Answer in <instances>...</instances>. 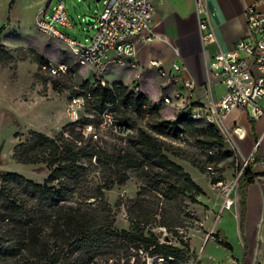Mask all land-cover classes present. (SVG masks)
Instances as JSON below:
<instances>
[{"label": "trees", "instance_id": "obj_1", "mask_svg": "<svg viewBox=\"0 0 264 264\" xmlns=\"http://www.w3.org/2000/svg\"><path fill=\"white\" fill-rule=\"evenodd\" d=\"M3 31L2 27L0 64L9 67L16 59L2 42ZM113 85L114 90L107 89L95 79L94 84L86 83L79 94L86 98L85 92L91 94L85 111L94 118L71 122L55 138L33 131L28 141L15 147L16 163L43 164L50 174L39 183L19 173L0 171V264H137V260L131 263L136 252L176 262L191 251L183 231L198 221L189 206L201 204L199 198L205 191L183 166L170 159L158 139L139 129L133 139L127 140L128 146L136 150L111 153L92 139L83 143L75 129L82 131L86 125L97 123L104 105L119 101L120 123H133L135 127V119L155 116L153 128L158 134L173 131L174 139L193 137L209 150L221 143L228 144L213 125L163 120L161 107L152 104L145 94L126 96L125 83L115 81ZM69 128L72 129L68 131ZM96 169L117 171L119 183L128 180L130 171L142 181L136 197L125 206L128 229L116 227L115 213L105 196V189L114 183L113 179L106 187L91 185L90 176ZM258 177V173L247 168L238 179L243 189L240 223L243 237L247 188L258 182ZM158 228L172 237L161 239L156 233ZM221 244L233 248L227 239Z\"/></svg>", "mask_w": 264, "mask_h": 264}, {"label": "rangeland", "instance_id": "obj_2", "mask_svg": "<svg viewBox=\"0 0 264 264\" xmlns=\"http://www.w3.org/2000/svg\"><path fill=\"white\" fill-rule=\"evenodd\" d=\"M65 1L73 27L58 25L59 29L78 44L90 45L95 29L93 24L88 23L87 17H99L105 9V1ZM36 2L37 0H21L13 10V1L0 2V28L4 26L2 40L12 50L16 59L9 67L0 64V171L19 173L33 181L43 183L50 170L43 164L16 163L13 159L15 147L28 141L33 131L52 138L57 137L65 126L74 122L67 111V106L74 97L83 93L86 83L91 85L95 79L102 78L108 83L113 82L108 78L128 79L130 71L124 65L115 67L111 60L106 62L103 75L79 66L74 51L68 44L36 29L35 20L39 12L36 9ZM58 2L59 0H49L47 13L50 16ZM59 62L68 63L71 72L53 77L42 68L46 63L56 65ZM158 83V80H154L149 89L151 92L149 101L152 104L161 96ZM85 110L84 107L78 110L80 118L90 115ZM161 114L163 120H170L169 117L173 116L166 112ZM156 121L155 116L135 119L133 134L127 140L133 139L139 129L151 133L158 139L170 159L183 166L202 187L205 195L199 198L201 204L189 206L190 213L198 220L191 221L194 225L191 224L190 228L183 231L185 241L190 243V252H186L176 262L164 261L147 252H136V257L131 263L137 260V264H264V216L261 217L257 228L256 213L249 218L250 223L245 221V235L246 228H253V232L256 229L252 236L255 237L254 242L247 237L249 240L247 243L240 229L242 209L240 212L237 211L238 205L235 202L236 197H241L243 192L242 187L236 182L241 165L239 157L224 143L209 150L193 137L178 140L171 136L173 131H167L169 134H158L153 128ZM70 129L72 128L68 131ZM75 130L76 136L82 139L83 143L89 142L90 136L85 135L79 128ZM81 133L84 139L81 138ZM66 137L71 140L70 136ZM127 140L102 132L97 143L111 153L115 150H136L128 146ZM128 175L125 183H119L117 171L111 173L96 169L90 176L91 185L94 187H106L110 185L108 183L110 179H113L114 183L105 189V196L115 213L116 227L119 229L129 228L125 206L129 200L136 197L142 186V181L135 173L130 171ZM213 180L219 182L214 184ZM258 182L264 183V172H259ZM226 187L233 188L230 195L233 204L229 209L223 208ZM156 233L161 239L172 237L163 228L156 229ZM225 239L231 244L232 249L221 244ZM174 244H178L176 240Z\"/></svg>", "mask_w": 264, "mask_h": 264}, {"label": "built area", "instance_id": "obj_3", "mask_svg": "<svg viewBox=\"0 0 264 264\" xmlns=\"http://www.w3.org/2000/svg\"><path fill=\"white\" fill-rule=\"evenodd\" d=\"M196 12L201 17L200 30L204 43L216 41V33L210 21L207 0H194ZM262 2L258 1L247 8V34L238 41L232 51H219L209 63V78L206 85V95L209 102L202 104L194 102L186 93H192L198 87L196 82L185 76V67L180 60V52L175 49V60L170 69L160 59H153L151 66L155 68L161 79L166 80L167 86L174 89L156 99L155 105L172 107L174 110L170 120H189L197 123L213 125L225 139L230 149L237 154V144L234 140V131H230L225 121L235 109L249 113L254 119L264 116V11ZM46 9H40L36 20V29L47 36L53 37L68 44L74 51L77 63L81 67L93 68L95 73L103 75L109 53L115 52L113 60L116 64H124L125 58H132L133 67H136L138 50L135 39L145 31L150 32V24L154 13L153 0H105L104 11L93 21L95 33L90 45H80L76 40L66 36L58 25L72 28L73 24L67 11L66 1L59 0L48 16ZM159 37L150 32L145 37L147 43H152ZM51 76L58 77L71 72L70 65L59 62L56 65L42 67ZM104 88L114 90L113 82L108 83L99 79ZM218 81L225 87V93L219 100L213 99L212 85ZM127 85V84H126ZM126 96L144 94L137 83L127 85ZM77 95L67 106L74 122L80 120L79 109L85 108L86 100L92 99L91 94ZM119 101L107 102L97 119V123L86 125L83 133L91 137L94 142L101 139L102 132L109 133L116 138L127 140L133 134L132 124L120 123L117 108ZM87 117L94 118L92 115ZM181 136L178 140H183ZM212 151H210V154ZM241 166L236 182L244 169H251L252 173L264 172V161H257L251 155L240 159ZM211 169V167H210ZM233 188H224L225 202L223 208L229 209L233 204L230 198Z\"/></svg>", "mask_w": 264, "mask_h": 264}, {"label": "crops", "instance_id": "obj_4", "mask_svg": "<svg viewBox=\"0 0 264 264\" xmlns=\"http://www.w3.org/2000/svg\"><path fill=\"white\" fill-rule=\"evenodd\" d=\"M3 1L0 0V2ZM11 1H13V10L21 0ZM258 1L262 2L261 9L264 11V0H207L210 21L216 33V41L206 44L202 40L201 17L196 12L194 0H153L154 13L150 32L159 38L152 43L145 42L144 38L150 35L149 31H145L137 37L135 42L138 53L134 60L136 67L131 64L133 63L132 58H125L124 64H122L130 71L129 78L108 79L113 82L120 81L127 85L135 82L148 98L151 93L149 90L151 83L158 80L159 91L163 90L169 93L174 87L167 86L168 82L159 77L157 70L151 66V61L160 59L164 62L165 67L170 69L175 60L174 51L177 49L180 52V60L185 67V76L196 82L198 86L194 92L186 94L194 102L208 103L206 85L209 78V63L219 51H232L238 41L245 38L247 34V8ZM48 2L49 0H37V11L48 8ZM46 14L50 16L47 9ZM91 19L94 21L96 18ZM12 21L15 25L14 20ZM2 27L4 28V26ZM115 57L116 54L112 51L109 53L107 61L111 60L115 67L121 66L113 61ZM88 69L94 72L93 68L89 67ZM225 90L223 84L214 81L212 85L213 99L219 100L224 95ZM262 104L264 106V103ZM165 112L168 115L174 114L172 107H163L162 113ZM225 125L230 131H234L239 159L253 155L257 161H264V116L260 119H254L248 112L235 109L227 116ZM247 191L245 221L250 223L249 218H252L256 213L257 228L261 217L264 216V183L256 182L248 186ZM235 202L238 205L237 211L240 212L242 209L241 197L237 196ZM252 229L246 228L247 233L244 234L243 238L247 243L249 240L251 242L255 240V237L252 236H254L256 229L254 232Z\"/></svg>", "mask_w": 264, "mask_h": 264}, {"label": "water", "instance_id": "obj_5", "mask_svg": "<svg viewBox=\"0 0 264 264\" xmlns=\"http://www.w3.org/2000/svg\"><path fill=\"white\" fill-rule=\"evenodd\" d=\"M101 1L102 0H96V2H101ZM87 21H88L89 24H93V19H91L90 17H87Z\"/></svg>", "mask_w": 264, "mask_h": 264}]
</instances>
